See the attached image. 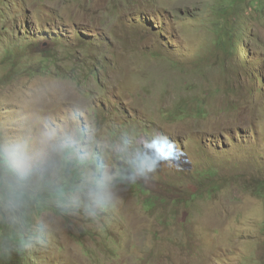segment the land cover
<instances>
[{
  "label": "rangeland",
  "instance_id": "1",
  "mask_svg": "<svg viewBox=\"0 0 264 264\" xmlns=\"http://www.w3.org/2000/svg\"><path fill=\"white\" fill-rule=\"evenodd\" d=\"M0 264H264V0H0Z\"/></svg>",
  "mask_w": 264,
  "mask_h": 264
},
{
  "label": "trees",
  "instance_id": "2",
  "mask_svg": "<svg viewBox=\"0 0 264 264\" xmlns=\"http://www.w3.org/2000/svg\"><path fill=\"white\" fill-rule=\"evenodd\" d=\"M232 3L236 4V3H240L242 4L244 2V0H231ZM242 41H238V43H241Z\"/></svg>",
  "mask_w": 264,
  "mask_h": 264
},
{
  "label": "snow or ice",
  "instance_id": "3",
  "mask_svg": "<svg viewBox=\"0 0 264 264\" xmlns=\"http://www.w3.org/2000/svg\"><path fill=\"white\" fill-rule=\"evenodd\" d=\"M161 143H164V142H161Z\"/></svg>",
  "mask_w": 264,
  "mask_h": 264
}]
</instances>
